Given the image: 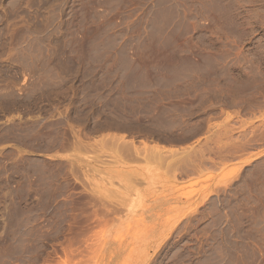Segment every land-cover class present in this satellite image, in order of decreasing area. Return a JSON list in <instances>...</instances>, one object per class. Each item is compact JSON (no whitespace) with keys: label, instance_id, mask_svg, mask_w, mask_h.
I'll return each mask as SVG.
<instances>
[{"label":"rangeland","instance_id":"rangeland-1","mask_svg":"<svg viewBox=\"0 0 264 264\" xmlns=\"http://www.w3.org/2000/svg\"><path fill=\"white\" fill-rule=\"evenodd\" d=\"M0 264H264V0H0Z\"/></svg>","mask_w":264,"mask_h":264},{"label":"bare ground","instance_id":"bare-ground-1","mask_svg":"<svg viewBox=\"0 0 264 264\" xmlns=\"http://www.w3.org/2000/svg\"><path fill=\"white\" fill-rule=\"evenodd\" d=\"M146 149H147L148 151L151 150L153 153L156 152V151L158 150L156 147H149V146H148Z\"/></svg>","mask_w":264,"mask_h":264}]
</instances>
